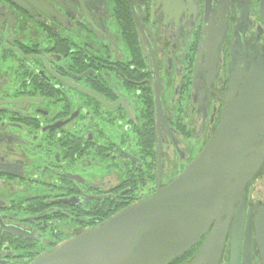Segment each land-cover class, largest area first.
<instances>
[{"label":"flooded vegetation","instance_id":"1","mask_svg":"<svg viewBox=\"0 0 264 264\" xmlns=\"http://www.w3.org/2000/svg\"><path fill=\"white\" fill-rule=\"evenodd\" d=\"M258 64L264 0H0V264L155 196ZM259 213L264 166L247 191L252 264Z\"/></svg>","mask_w":264,"mask_h":264},{"label":"water","instance_id":"2","mask_svg":"<svg viewBox=\"0 0 264 264\" xmlns=\"http://www.w3.org/2000/svg\"><path fill=\"white\" fill-rule=\"evenodd\" d=\"M263 166L264 66L258 64L231 77L218 127L183 172L155 196L30 264H171L201 241L184 264H221L228 242L229 264H252L247 191ZM261 215L256 245L264 264Z\"/></svg>","mask_w":264,"mask_h":264},{"label":"trees","instance_id":"3","mask_svg":"<svg viewBox=\"0 0 264 264\" xmlns=\"http://www.w3.org/2000/svg\"><path fill=\"white\" fill-rule=\"evenodd\" d=\"M201 244H202V241L198 245H196L194 248L190 249L187 253L180 256L178 259L174 260L171 264H184V263L188 262L195 255V253L198 251Z\"/></svg>","mask_w":264,"mask_h":264},{"label":"rangeland","instance_id":"4","mask_svg":"<svg viewBox=\"0 0 264 264\" xmlns=\"http://www.w3.org/2000/svg\"><path fill=\"white\" fill-rule=\"evenodd\" d=\"M223 264H229V256H228V253H226L225 260H224Z\"/></svg>","mask_w":264,"mask_h":264}]
</instances>
